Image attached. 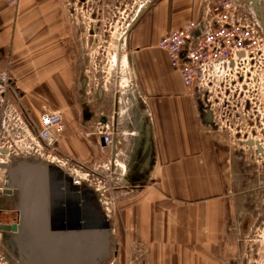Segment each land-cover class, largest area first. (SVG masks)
<instances>
[{
	"label": "crops",
	"instance_id": "obj_1",
	"mask_svg": "<svg viewBox=\"0 0 264 264\" xmlns=\"http://www.w3.org/2000/svg\"><path fill=\"white\" fill-rule=\"evenodd\" d=\"M201 3L157 0L141 13L128 35L126 57L135 95L124 127L136 139L130 170L140 165V156L147 157L141 155L145 144L149 154L143 179L147 184L142 188L149 198L141 202L139 212L136 207L132 211L141 216L136 237L144 264H231L238 226L247 223L229 198L227 150L199 118L196 94L182 84L157 47L170 31L199 20ZM72 25L59 0H0V72L9 76L8 103L24 122L34 124L35 133L40 115L61 111L59 152L75 159L79 146L92 149L97 157L104 146L90 136L81 138L92 110L84 99V47ZM0 239L5 263L20 264L4 245L1 232ZM30 258L23 263L33 264Z\"/></svg>",
	"mask_w": 264,
	"mask_h": 264
},
{
	"label": "rangeland",
	"instance_id": "obj_2",
	"mask_svg": "<svg viewBox=\"0 0 264 264\" xmlns=\"http://www.w3.org/2000/svg\"><path fill=\"white\" fill-rule=\"evenodd\" d=\"M156 1L59 0L61 7L67 11L69 24H74L72 26L76 28V38H80L79 42L84 47L86 62L83 71L86 79L84 99L86 98L87 105L91 107L89 109L92 110V117L86 122V130L83 132L85 134H80L81 138L88 139L90 136L89 140L95 141V131L112 132L116 136L117 149L105 148L102 154L95 157L92 149L86 151L79 149L78 146L77 157L71 159L60 153L57 145L53 149H47L38 141L37 146L43 150L39 152L38 147L32 148L23 138L12 137L13 140L6 139L2 142L8 148L4 149L8 153L7 157L0 159L7 161L8 168H12L23 159H28L27 157H34L35 160L45 162L47 168L61 169L73 183L85 186L98 196L107 210L105 213L113 223L110 253L104 264H144L142 244L136 237V227L141 216L135 217L132 211L136 207L139 212L141 202L149 198V192L143 193L142 188L147 184L143 179L134 184L130 182L128 176V170L131 168L128 164L132 165L134 160L131 146L133 148L136 144V139L133 138L134 133L124 127L126 116L134 110L129 106L133 101L132 96L135 95V80L126 55L132 25L141 13ZM201 1L203 10V0ZM263 76L264 73L261 80L254 79V85H250L249 95L255 98L252 102L256 108H240L237 123L234 120L228 123L216 118L217 127H213L212 130L210 124L206 123L209 133L229 154V169L225 171V179L230 188L229 198L238 211L242 212V222H247L238 226L233 241L234 257L231 264H264ZM253 88L256 91L251 92ZM16 111L18 112L17 108ZM77 121L80 122L79 119ZM24 123L28 126L30 122ZM99 123H102V126ZM17 125L16 121H11L12 127ZM30 126L31 129L34 128V124ZM33 133L35 137V132ZM247 140L251 141L252 147L246 146ZM49 158H54V162H61L62 166L48 162ZM1 167L2 192L11 190L14 194L15 190L10 189L7 184L5 176L7 170ZM3 195L5 202H0V206L5 208L8 214L12 213L14 210L12 199L9 198V194ZM2 219L0 218V224L10 225L12 222ZM1 247L0 239V259L4 264Z\"/></svg>",
	"mask_w": 264,
	"mask_h": 264
},
{
	"label": "built area",
	"instance_id": "obj_3",
	"mask_svg": "<svg viewBox=\"0 0 264 264\" xmlns=\"http://www.w3.org/2000/svg\"><path fill=\"white\" fill-rule=\"evenodd\" d=\"M157 47L178 71L182 84L202 101L217 94L227 100L234 92L247 99L250 85L261 80L264 73V0H203L201 18L170 31ZM10 92L9 76L0 73V117L2 112L4 116L0 119V158L7 157L3 140L14 137L25 139L31 146L39 141L43 148L53 149L64 129L62 113L44 112L33 137L31 126H26L16 108L8 103ZM12 120L18 125L12 127ZM94 136L104 148L117 149L112 132L95 131Z\"/></svg>",
	"mask_w": 264,
	"mask_h": 264
},
{
	"label": "water",
	"instance_id": "obj_4",
	"mask_svg": "<svg viewBox=\"0 0 264 264\" xmlns=\"http://www.w3.org/2000/svg\"><path fill=\"white\" fill-rule=\"evenodd\" d=\"M27 158L12 168L1 167L7 170L8 187L15 190L14 194L11 190L4 193L12 196L14 211L19 214L17 223L0 224L6 248L18 257L20 264L26 259L31 261L30 257L33 264H99L111 245L109 233H53L49 229L48 203L53 192L48 187L47 164Z\"/></svg>",
	"mask_w": 264,
	"mask_h": 264
},
{
	"label": "flooded vegetation",
	"instance_id": "obj_5",
	"mask_svg": "<svg viewBox=\"0 0 264 264\" xmlns=\"http://www.w3.org/2000/svg\"><path fill=\"white\" fill-rule=\"evenodd\" d=\"M254 91H256V89L253 90V92ZM225 94L229 96L230 93L227 92ZM221 97L220 94L212 95L209 97L208 101H202L199 95H196V109L199 118L201 121L205 120L207 124L209 123L211 130L213 127H217V123H215L216 118H218L219 121L222 120L229 123L231 120H234L237 123L239 122L240 108H256L255 103L252 102V99L255 98H251L250 96L245 100L246 97L244 95L234 92L230 94V97H227V100L226 97L222 99ZM247 141L245 142L246 146L252 147L253 144L251 141ZM146 152L147 150L143 148L141 155L146 154L148 157L149 154ZM147 157L140 156V165L136 168H132V170H128L131 183L145 179V174L149 167V164L146 163L148 161ZM7 164V161H4V159L0 163V165ZM47 172L48 187L52 189L53 192L48 203L49 229L53 233L62 236L70 231L77 233L106 231L109 233L110 241L113 223L109 219L107 213H105L107 210L103 207L98 196L85 186L73 183L72 179L59 168L51 167L48 168ZM3 194V192L0 194L1 203L5 202ZM9 198H12V196L10 195ZM5 210V208L0 206V218H3V221H12L10 224L17 223L19 220L17 211L12 210V213L8 214ZM109 253L108 251L103 260L99 261V264H104L109 257Z\"/></svg>",
	"mask_w": 264,
	"mask_h": 264
},
{
	"label": "bare ground",
	"instance_id": "obj_6",
	"mask_svg": "<svg viewBox=\"0 0 264 264\" xmlns=\"http://www.w3.org/2000/svg\"><path fill=\"white\" fill-rule=\"evenodd\" d=\"M255 3H256L255 5L257 6V5H258V1H255ZM255 10H257V8H255ZM33 146L38 147V151H39V152H42V151H43L39 145L37 146V143H35L34 145H32V147H33ZM20 147H22V145H21ZM23 148H25V146H24ZM37 158H38V157H37ZM42 159H43V158H42ZM48 160H49L48 162H51L52 164H56V165H59V164H60V166H62L61 162H58V161H57V162H54V159H53V158H49ZM43 161H45V160L43 159ZM52 161H53L54 163H53ZM51 163H50V164H51ZM104 206H105V205H104Z\"/></svg>",
	"mask_w": 264,
	"mask_h": 264
}]
</instances>
